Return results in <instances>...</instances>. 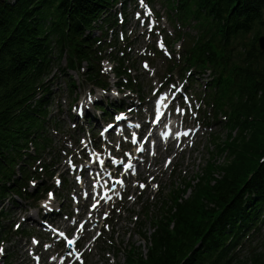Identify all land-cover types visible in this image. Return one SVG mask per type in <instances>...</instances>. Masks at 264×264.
I'll return each mask as SVG.
<instances>
[{
  "label": "trees",
  "instance_id": "obj_1",
  "mask_svg": "<svg viewBox=\"0 0 264 264\" xmlns=\"http://www.w3.org/2000/svg\"><path fill=\"white\" fill-rule=\"evenodd\" d=\"M119 1L0 0V246L19 233L30 236L20 226L13 230L7 204L36 203L54 187L42 178L52 180L64 149L55 145L51 132L59 126L50 110L49 78L56 66L66 72L65 59L69 71L85 70L86 81L107 91L101 62L111 46L104 35H96L94 22L107 13L105 26H119ZM172 10L182 24L196 28L180 68L209 73L204 97L214 120L224 116L230 130L218 144L227 161L207 162L193 182L163 201L154 218L144 207L152 232L146 222L136 225L147 252L130 244L123 250L125 264H264V249L253 247L264 234V52L254 47L235 54L233 48L235 40L252 32L254 43L261 40L264 0H179ZM117 59L115 75L127 78L118 84L140 93L141 84L128 72L127 54ZM69 85L74 87L72 77ZM111 107L125 104L101 105L102 114ZM5 256V263L13 264V255Z\"/></svg>",
  "mask_w": 264,
  "mask_h": 264
},
{
  "label": "rangeland",
  "instance_id": "obj_2",
  "mask_svg": "<svg viewBox=\"0 0 264 264\" xmlns=\"http://www.w3.org/2000/svg\"><path fill=\"white\" fill-rule=\"evenodd\" d=\"M169 3L168 0H155L152 5L156 14L158 13L162 18L160 28L164 29V36L167 35L173 41L177 37V33L185 34L184 41H173L170 46L167 41V52L169 51L173 58H168L165 52H161L155 46L156 34L150 35L148 28L137 22L138 15L135 14V11H141L139 0H127L128 18L129 15L131 17L128 25L131 24L133 28L129 27L128 29L133 32L132 34L129 32L131 39L124 42L119 50L127 54L131 66L129 70L131 77L141 84L139 94L115 84L118 79L110 71V68L114 65L113 60L118 61V50L109 54L103 61L104 69L110 75L108 76L109 91L96 88L86 81L83 76L85 70L81 73L69 71L66 68L65 59L61 63V67L65 68V73H62L58 66L54 68V73L49 78L53 93L50 110L52 117L58 122L59 128L51 127V132L55 145L64 149L61 160L57 161L55 166L57 174L54 181L64 180L63 186L60 189L53 188L59 197L54 196L52 200L45 196L43 198L45 202L41 201L39 204L33 200H22L14 207L10 205V202L7 204L11 208L9 221L14 222V228L16 229L15 224L20 223L21 229L32 232L31 239L19 233L10 241H3V254L11 253L13 264H58V260L62 258L61 254L66 255L68 248L63 246L59 238L46 227L47 222L53 223L56 228L83 237V243L79 245V250L83 252L81 258L83 264H125L127 255L123 250L130 244L140 246L144 253L147 252L146 245L141 240L138 225L136 226L135 223L146 222L147 231H149L151 229L149 218H154L160 211L163 201L174 192L184 188L187 182H193L197 174L202 173L205 169L207 162L218 166L226 163V154L218 152V144L223 145L230 130L223 123L225 122L224 116L221 115L217 121L213 119L212 108L207 105L208 97L204 98L203 96L204 85L209 79V74L204 75L192 70L190 73L193 75L188 74L187 78L186 73L182 79L180 67L175 68L173 73L168 71L174 61L182 62L185 48L193 43L196 36V28L193 27V24L183 25L178 21L176 12L170 10L172 7L169 6ZM117 9L118 11L122 10L121 5ZM259 31L261 32L260 37L264 38V27ZM255 34L256 32H252L243 39L235 40L233 42L234 53H243L248 50L254 52V47L260 49L259 42L254 43ZM151 48H157L160 52L156 56L151 55L152 57L146 58L149 61V68L144 70L141 61L145 58L141 57V54L149 53L152 51ZM107 52L110 53L111 50ZM180 65L182 66L181 63ZM71 77L74 87L69 85ZM165 81L172 82L176 87L184 83L185 85L181 89L187 91L189 96L190 94L193 96L195 111L186 118L184 123L190 128L199 129L197 142L192 149L188 147L184 152H180L181 149L179 151L177 145L163 146L158 149L155 157H150L147 163L142 162L139 178L136 181L134 178L129 179L130 185L127 189L128 196L125 202L126 212L115 213L112 205L109 206L108 211L103 210L102 214L108 215L112 212L111 219L114 226L113 231H107L98 236V229L104 223L100 211L105 209V206L91 210L92 200L85 199L87 195L81 190L79 181L73 179V170H71L68 161L73 160L76 164L83 163V158L88 155L87 149H85V145L88 143L101 150L111 144L116 152H120L117 144L123 140L122 138L113 134L109 137L110 141L104 143V140L98 136L99 130L105 123L117 119L116 111L111 107L108 115L103 116L101 112L94 109L95 105L107 107L113 102L124 101L133 106V111L126 112L127 115L139 118L143 123L150 122L154 116L153 103L156 97L154 91L160 87H167V83L164 84ZM197 109L198 115L195 120ZM78 112L85 113L84 119L78 115ZM75 125L77 127L73 129ZM79 147L84 148L85 151L79 150ZM129 148L128 145L127 149ZM109 155V152H106L102 157L107 158ZM48 157L50 156H46V158ZM96 159L99 160L98 157ZM108 161L113 163L112 160ZM167 161H170L168 165H166ZM75 173H79V169L75 170ZM90 175L88 173L87 176ZM152 178L155 179L154 182H151ZM44 180L49 182L47 177ZM141 184H145V189L142 190ZM80 194L84 197L80 198ZM144 207L149 218L144 213ZM90 215H93V218L89 219ZM99 220L100 223L97 222ZM9 221L4 224H9ZM79 222H85V227L81 230L77 227ZM98 224L99 226H97ZM15 229L13 230L15 231ZM97 236L98 238L95 239ZM33 238L37 240H33ZM38 240L41 241V244L36 245ZM262 240H264V234L257 237L253 247L264 249ZM105 242L106 245H104ZM46 243L47 246L44 245ZM33 251H37V253L33 255ZM248 253L249 251H245L243 255L246 256ZM36 256H39L40 260H37ZM3 260L7 261V257H4Z\"/></svg>",
  "mask_w": 264,
  "mask_h": 264
},
{
  "label": "snow or ice",
  "instance_id": "obj_3",
  "mask_svg": "<svg viewBox=\"0 0 264 264\" xmlns=\"http://www.w3.org/2000/svg\"><path fill=\"white\" fill-rule=\"evenodd\" d=\"M141 4H143V0H141ZM147 15H148V16H151V12L149 11V12L147 13ZM160 46L163 47V43H162V42H161ZM145 67H147V65H145ZM164 99H166V98H162V99L159 101V103L163 104ZM177 111H179V109H177ZM188 134H189V133H187V132L183 133L184 136H187ZM134 142H135V141H134ZM140 150L143 151V150H144L143 147H141ZM68 163L71 164V160H69ZM100 164L103 165V164H104V161L101 160V161H100ZM131 168H133V165H132L131 163H129V164H127L125 170H127V169H131ZM57 183H59V181H57ZM117 183L122 184L123 182H122V181H117ZM140 187H144V185H140ZM85 195H87V193H85ZM104 198H105V199H109L110 197H108L107 193H104ZM93 207H96V205H93ZM17 227H19V225H17ZM68 243H69V245H72V244L74 243V241L69 240ZM0 252H3V249H2V248H0Z\"/></svg>",
  "mask_w": 264,
  "mask_h": 264
},
{
  "label": "water",
  "instance_id": "obj_4",
  "mask_svg": "<svg viewBox=\"0 0 264 264\" xmlns=\"http://www.w3.org/2000/svg\"><path fill=\"white\" fill-rule=\"evenodd\" d=\"M260 47L264 51V38H261L260 40Z\"/></svg>",
  "mask_w": 264,
  "mask_h": 264
}]
</instances>
